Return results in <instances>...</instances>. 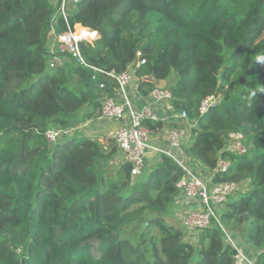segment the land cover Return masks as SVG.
Wrapping results in <instances>:
<instances>
[{"label":"trees","instance_id":"16d2710c","mask_svg":"<svg viewBox=\"0 0 264 264\" xmlns=\"http://www.w3.org/2000/svg\"><path fill=\"white\" fill-rule=\"evenodd\" d=\"M68 12L70 26L100 34L81 44L90 66L123 73L145 61L138 95L175 75L171 106L188 118L144 125L161 137L194 122L184 146L191 165L213 171L223 158L229 169L214 183L248 182V191L194 239L168 223L181 209L184 169L156 153L145 179L118 161L108 175L117 143L69 134L101 116L117 81H94L74 62L50 68V0H0V264H235L223 226L264 264V0H79ZM211 96L220 100L201 115ZM50 130L62 134L53 141ZM232 133L244 135V155L222 151Z\"/></svg>","mask_w":264,"mask_h":264},{"label":"built area","instance_id":"2783aa9c","mask_svg":"<svg viewBox=\"0 0 264 264\" xmlns=\"http://www.w3.org/2000/svg\"><path fill=\"white\" fill-rule=\"evenodd\" d=\"M69 1L51 0L54 6H58V14L66 22L67 30L57 34L52 28L53 31L50 32L47 45L50 68H63L67 63L74 62L79 67L93 71L92 80L94 81L101 75L118 83L114 96L104 101L101 116L96 120H88L77 129L83 130L84 134L92 133L100 141H115L120 149L117 159L121 164L124 162L131 164L133 176L141 174L149 155L156 153L168 155L186 172V176L177 184L180 190L178 203L182 207L180 219L185 230L190 235H194L208 229L214 222L220 224L222 216L220 206L243 192V183H214L217 171L227 172L230 163L221 158L216 170L206 172L198 165H191L192 159L185 154L184 146L190 141L191 130L196 125L194 122L189 121L188 127L166 128L161 137L144 125L146 120L159 121L162 119L156 112L159 108L163 112L168 111L164 120L187 119L188 117L186 112L177 113L171 106L173 95L169 88L162 85L163 81L158 83L148 96L138 95L135 89V69L145 61H139L137 65H130L128 70L123 73L108 72L102 68L90 66L83 56L81 44L94 45L100 39V34L98 31L82 25L70 26L66 16ZM73 1L77 3L79 0ZM56 25L57 22L54 26ZM140 55L138 53V57ZM101 87L104 85L101 84ZM217 103V97L207 98L200 106V114L207 113L209 108ZM105 123H116V126L104 130ZM96 125H99L98 129H94ZM70 132H64L65 136ZM61 134L62 132L54 130L47 132V136L53 141H56ZM155 136L160 140H154ZM230 139L232 141L226 145L223 152H232L237 155H244L247 152L243 141L244 135L232 133ZM231 144L234 145L235 150L230 149ZM222 230L227 242L237 252L234 257L235 264H255L244 252L241 239L237 235L228 233L224 226Z\"/></svg>","mask_w":264,"mask_h":264},{"label":"rangeland","instance_id":"374dc122","mask_svg":"<svg viewBox=\"0 0 264 264\" xmlns=\"http://www.w3.org/2000/svg\"><path fill=\"white\" fill-rule=\"evenodd\" d=\"M50 2H51V0H50ZM53 2V1H52ZM51 2V3H52ZM72 3H74V1L73 0H70L69 2H68V4H67V13H66V16H67V19H68V15H69V12H68V9H69V6H70V4H72ZM78 3V2H77ZM75 4V3H74ZM55 8L57 9V14H56V16H55V18H54V20H53V22H54V24H56V22H57V24L59 23V20H60V17H59V12H58V6H55ZM62 17V16H61ZM63 18V17H62ZM69 22V21H68ZM76 25H79V24H76ZM53 30H55V32L57 33V34H60L58 31H57V29H56V27L55 26H53ZM53 30H51V32L53 31ZM62 33V32H61ZM49 38H50V34H49ZM49 38H48V42H49ZM48 45V44H47ZM48 53V52H47ZM49 55V54H48ZM50 58V57H49ZM50 65V64H49ZM135 72H136V69H135ZM74 76V78H76V74H74L73 75ZM174 80H175V75H173L172 77H171V79H169V80H167L166 82H164V84H162V85H164L166 88H169L170 86H171V84L174 82ZM138 81H139V79L136 77V79H135V84L137 85L138 84ZM161 83V82H160ZM159 83V84H160ZM220 100V98H218V101ZM110 124H113V123H105V128H104V130H106V129H110V127H112V125H110ZM98 127H99V125H96V127L94 128V129H98ZM78 128V127H77ZM77 128H74L73 129V131L69 134V136L70 135H75V134H78V133H81L82 135H86V136H88V137H90V138H97V139H99L98 137H95L92 133L91 134H84V132H83V130H79V129H77ZM160 137V136H159ZM154 140H160L158 137H154ZM108 141V140H107ZM106 140H101V142H103V143H106L107 142ZM230 142L228 141V143L227 144H229ZM231 147H230V149L231 150H235V148H234V145H230ZM223 151V150H222ZM158 158V155H149L148 156V158H147V162H146V166H145V168H144V170H143V177H142V179H145L146 177H147V175H148V173H149V171L155 166V164H156V159ZM121 163L120 161H119V159H117V155H116V157L114 158H112L110 161H109V165H111V169L109 170V172L107 173L108 175H116L117 174V172H118V170H119V167L121 166L119 163ZM155 163V164H154ZM137 181V178L135 179H133V183H135ZM248 182H246V184H244L243 185V188H242V194L244 193H246L247 191H248ZM178 209H176L175 211H174V209H172L171 210V214L169 215V218L167 219V221H168V223H171V224H175V225H177L179 228H183L182 226H183V222H182V220L181 219H178L177 218V216H176V211H177ZM188 237H190L191 239H194V237H193V235H189ZM237 240H238V238H236ZM193 241V240H192Z\"/></svg>","mask_w":264,"mask_h":264},{"label":"crops","instance_id":"0c3cea01","mask_svg":"<svg viewBox=\"0 0 264 264\" xmlns=\"http://www.w3.org/2000/svg\"><path fill=\"white\" fill-rule=\"evenodd\" d=\"M163 82H166V81H163ZM136 85V84H135ZM156 112L158 113V115L162 118V119H165L166 117H167V113H168V111H165V112H163L162 111V109L161 108H159L158 110H156ZM110 125H112V126H116V123H113V124H110ZM182 208V207H181ZM184 209V208H183ZM181 213H182V211H181V209H180V212H178V214H177V217L178 218H180L181 217Z\"/></svg>","mask_w":264,"mask_h":264},{"label":"clouds","instance_id":"9594fccd","mask_svg":"<svg viewBox=\"0 0 264 264\" xmlns=\"http://www.w3.org/2000/svg\"><path fill=\"white\" fill-rule=\"evenodd\" d=\"M261 61H264V57H262V58H259Z\"/></svg>","mask_w":264,"mask_h":264}]
</instances>
